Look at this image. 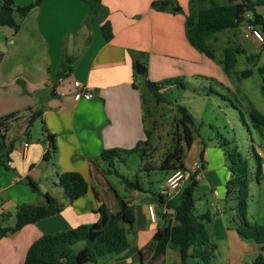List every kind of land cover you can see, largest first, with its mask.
I'll return each instance as SVG.
<instances>
[{"label": "crops", "instance_id": "0c3cea01", "mask_svg": "<svg viewBox=\"0 0 264 264\" xmlns=\"http://www.w3.org/2000/svg\"><path fill=\"white\" fill-rule=\"evenodd\" d=\"M14 1L23 6L34 0ZM154 1L103 0L113 34L110 41L104 38L101 20L93 18L90 6L81 0H46L21 21L17 33L0 28V117L27 109L39 111L44 130V139L38 143L18 141L24 137L25 127L17 136V131L10 135L16 143L8 167H0V223L14 226L18 206L44 205L46 193L64 205L60 214L1 239L0 264H23L30 246L42 236L98 224L102 206L118 211L117 195L134 207L136 225L128 234L130 248L106 264L140 263V251L146 253L156 231L168 223L160 205L161 193L157 200L131 194L124 198L109 180L114 171L106 170L109 165L100 158L106 150H132L147 138L142 97L146 89L138 85L141 76L145 87V78L136 73V62L146 67V79L152 82L196 78L210 74L215 67V71L221 70L187 39L189 13L182 4L189 5V0H175V12L156 11ZM65 57L73 59L67 75L61 68ZM59 75L63 76L58 79ZM75 81L92 88L94 97L75 101ZM48 134L54 137L55 152ZM47 152L50 159L44 160ZM207 171L203 168L199 183L213 191L215 182L206 176ZM69 173L82 175L88 183L85 193L73 202L59 186V177ZM188 183L187 178L172 199L179 197ZM149 206L154 207L155 222ZM195 209L198 214L209 212H202L204 200ZM213 210L207 229L221 251L219 264H255L259 255L264 256L262 245L241 239L229 226L225 206L217 201ZM223 244L227 248L224 257ZM195 260L190 262L202 264ZM159 264H180V255L169 249Z\"/></svg>", "mask_w": 264, "mask_h": 264}, {"label": "trees", "instance_id": "16d2710c", "mask_svg": "<svg viewBox=\"0 0 264 264\" xmlns=\"http://www.w3.org/2000/svg\"><path fill=\"white\" fill-rule=\"evenodd\" d=\"M46 0H34L27 5L19 6L14 0H0V28L8 27L17 33L21 28V21L29 12L41 5ZM91 8L93 18L101 20L102 32L106 41L113 37L111 24L107 20L108 10L103 0H81ZM206 0H191L192 9L186 18V35L189 43L200 53L214 60L215 54L209 41L217 33L240 27L246 20L260 28L264 34V15L259 11L264 5V0H228L227 4H219L216 0H209V6L205 7ZM177 3L175 0H156L152 8L156 11L175 12ZM249 14L250 18L246 15ZM242 53L239 48H226L222 62L224 71L229 74L237 64V55ZM71 57H65L61 68L67 75L70 71ZM135 68V67H134ZM136 70V68H135ZM260 71L264 74L263 69ZM246 71L244 75H249ZM136 75V73H135ZM63 75H59L58 79ZM145 78V92L143 101L145 105V117L153 115L152 104L156 102L165 103L164 89L167 86L180 85L186 90L182 78L167 79L163 82H152ZM163 90V91H162ZM179 119L176 128L181 129L182 139L178 135L176 144L165 155L160 170L174 173L177 170H187L184 157L195 137V123L190 111L179 106L177 108ZM250 117L257 127L264 128V115L256 109H251ZM40 112L27 109L0 117V167H8L11 154L15 148V139L10 138L13 124L26 120L25 135ZM146 140L132 150L110 149L104 151L100 158L107 162L110 167L114 162L122 161L123 156L141 153L140 157H147L152 148V132L147 129ZM47 141L52 151L55 152L54 137L47 135ZM259 161L258 172L261 173L262 158L256 154ZM239 160H233L229 167L233 178L227 182V199L233 201L237 206L247 209L246 198L248 194L247 172L248 165L239 156ZM50 159L47 152L44 160ZM204 168V159L200 158ZM144 170L151 168L144 166ZM114 174L119 177L127 189L142 191L138 181H132L117 171ZM190 181L176 199L165 200L159 194L160 205L172 209L173 213H163L168 218L166 226L159 228L154 234L151 243L146 248V253L140 251L141 261L138 264H159L169 249L179 253L180 264H188L190 260L198 259L203 264H210L216 251V245L212 243L207 224L211 221L209 212L195 214V191L199 180L195 174L189 175ZM30 185L35 187L33 182ZM59 186L63 189L65 196L70 202L77 200L87 190L88 183L78 173L64 174L59 177ZM44 205H20L17 209V222L14 226H5L0 223V240L11 234H15L29 224H35L43 219L60 214L64 205L52 198L48 193L44 195ZM119 209L117 212L109 211L105 206L101 207V220L98 224H83L66 232L55 235H45L34 242L27 251L23 264H98L100 259H108L126 252L131 243L128 239L129 231L136 225L134 207L117 195ZM240 220H233L232 227L237 231L241 239L262 245L264 251V225H252L239 215ZM127 225V227H126ZM255 264H264V256L259 255Z\"/></svg>", "mask_w": 264, "mask_h": 264}, {"label": "rangeland", "instance_id": "374dc122", "mask_svg": "<svg viewBox=\"0 0 264 264\" xmlns=\"http://www.w3.org/2000/svg\"><path fill=\"white\" fill-rule=\"evenodd\" d=\"M216 1L219 4L228 3V0ZM209 4V0H206L204 6L207 7ZM182 6L190 13L191 0L189 5L184 3ZM183 11L186 13L185 10ZM259 11L264 15V5L260 6ZM209 45L216 57L212 60L213 66H219L221 70L215 71L217 69L215 67L210 74L204 73L196 78L174 77L184 80L186 90L180 85L167 86L164 90L166 102L152 104L153 115L147 118V127L152 132V148L149 155L143 158L140 157L141 153L123 156L122 161L114 162L113 166H107L106 170L117 171L120 175L139 182L142 191L131 189L126 191L127 188L119 177L115 174L109 175V180L124 198H129L130 194L134 195L133 197L139 195L140 198H156L171 175L170 171L160 170L158 167L167 152L176 144L178 135L182 139L181 129L177 130L176 122L179 119L177 108L183 106L193 115L195 123V137L191 147L186 151L185 165L187 169H191L195 162H201L200 158L203 157L204 169L208 170L206 176L215 182L213 191L216 190L218 193L214 195L211 189H203L204 182L199 183L195 191V205L197 206L200 200H204L205 210L202 212L209 211L212 218L215 212L214 204L218 201L227 208L225 220L229 226L234 219L239 221L241 218L239 215L243 217V214L249 224L262 226L264 225V128L254 125L249 112L251 109H256L264 115V74L260 71L262 68L264 72V44L261 45L255 40L248 41L243 37L241 27H238L215 34ZM226 48H239L242 51L237 55V64L229 74L224 71L222 65ZM246 71H250V74L244 75ZM140 77L138 85L145 90ZM165 80L167 79L160 82ZM25 125L26 120L13 124L10 135L17 131L15 132L17 136ZM43 136L42 122L36 119L28 134L18 141L24 139L28 143L31 140L38 143L43 141ZM256 154L262 157L261 173L258 172L259 161ZM239 156L248 165V194L244 198L246 210L237 206L235 202L225 199L227 182L233 178L229 167L233 165V160L240 159ZM144 166L151 170H144ZM195 214H198L196 209ZM221 248H225V252L222 250L224 257L227 248L224 244ZM220 254L221 251L216 248L210 264H219L222 260ZM104 261L106 259H100L98 264ZM195 262L203 264L200 260ZM188 264L192 263L189 261ZM246 264H254V261Z\"/></svg>", "mask_w": 264, "mask_h": 264}, {"label": "built area", "instance_id": "2783aa9c", "mask_svg": "<svg viewBox=\"0 0 264 264\" xmlns=\"http://www.w3.org/2000/svg\"><path fill=\"white\" fill-rule=\"evenodd\" d=\"M247 18H250V15H246ZM241 29L243 31V37L245 39H253L259 44H264V34L263 32L257 28L255 25L251 24L249 21H245L241 26ZM74 100L79 101L81 99L90 100L94 97V90L84 84H82L79 81L74 82ZM28 144L26 143L24 147L26 148ZM202 163L201 162H195V164L191 167V169L187 170H177L175 171L170 177L167 178L162 190L161 195L165 197L167 200H171L175 193L180 188L181 183L189 177L190 174H195L196 179L200 180L202 176ZM215 195H218L217 192H215ZM164 212H167L169 214L173 213L172 209H168L165 207ZM149 215L152 220V222L156 221V213L153 206H149Z\"/></svg>", "mask_w": 264, "mask_h": 264}, {"label": "water", "instance_id": "95a60500", "mask_svg": "<svg viewBox=\"0 0 264 264\" xmlns=\"http://www.w3.org/2000/svg\"><path fill=\"white\" fill-rule=\"evenodd\" d=\"M178 10V9H176ZM135 68H136V73L138 75H143L147 72V69L144 65H142L140 62H136L135 63Z\"/></svg>", "mask_w": 264, "mask_h": 264}]
</instances>
